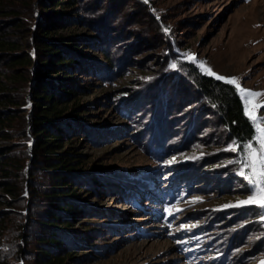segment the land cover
<instances>
[{"label": "rangeland", "instance_id": "obj_1", "mask_svg": "<svg viewBox=\"0 0 264 264\" xmlns=\"http://www.w3.org/2000/svg\"><path fill=\"white\" fill-rule=\"evenodd\" d=\"M66 1L0 0V111L15 117L0 143L21 158L25 189L45 191L49 181L32 163L38 136L26 118L39 112L33 95L41 83L75 95L61 97V126L71 133L63 143L82 161L71 173L79 204L73 219L58 225L62 247L55 252L73 248L66 264H262L264 208L229 206L251 194L236 161L254 137L230 139L189 74L211 69L214 78L235 77L264 93V0ZM71 35L79 39L67 40ZM42 44L79 49V60L48 75L51 57ZM16 70L22 77L12 83L3 72ZM9 91L25 102L11 105ZM156 130L170 141L161 159L148 151ZM6 195L0 183L1 259L29 264L37 244L27 230L37 229L52 203L28 196L17 204Z\"/></svg>", "mask_w": 264, "mask_h": 264}, {"label": "trees", "instance_id": "obj_2", "mask_svg": "<svg viewBox=\"0 0 264 264\" xmlns=\"http://www.w3.org/2000/svg\"><path fill=\"white\" fill-rule=\"evenodd\" d=\"M57 2L58 1H54L53 5L60 4ZM66 2L69 5H73L74 0H67ZM53 25L54 19H51L48 27H53ZM49 28L44 31V34L50 33ZM67 38V40L79 39V37H75V35L68 36ZM62 39L63 38H59V40ZM48 40V45H57L54 39ZM72 44H74V42H72ZM48 45H41V48L47 50L49 52L48 56L51 57V60L44 70L48 75L56 74L60 69L70 70L79 60V49H71V52L68 53L61 48L59 51H55V48ZM16 62L20 63L19 60L12 63L17 64ZM191 72L192 73L189 75L196 88V93L200 95L202 100L214 111L228 137L238 144L250 141L254 137L255 128L244 111L242 100L236 88L232 84L225 83L223 80H218L198 71L196 67H192ZM3 74L5 77L9 78L13 76L14 81L12 83H17L16 81L19 80V76L22 77V74H19L17 70L16 74L12 72L9 73V71H5ZM39 88L40 90H36L37 92L33 95L35 97L34 106L39 112L37 115H31L26 118V127L29 129L28 131L32 130L35 132V137L38 136V149H36L37 153L32 163L36 165L41 164L43 167H39L40 170L48 174L47 177H49V181L44 189L45 191H39L42 189L32 188V186L27 189L24 188L25 181L23 178H25V169L21 163V158L11 153L13 151L12 147L5 149L1 143L0 183L5 188L7 195L11 196V202L13 203L20 204L22 201L24 202L28 196L30 199L33 198L32 200L39 199L41 196L49 198L52 203L45 212L39 214V219L35 223L37 229L27 230V234H31L37 244L34 250V260L29 264H66L69 259L73 258V248L71 249L70 245L63 246L62 255H58L54 247H62L58 246L60 244L58 225L65 222V219H73L78 209L79 203L75 201L77 194L73 187V184H75L74 181L76 180L75 177L71 176V173L82 161L77 159L80 153L72 151L70 146H66L63 143L66 141L70 142L71 137L69 136L71 133L64 130L61 126L63 124L61 121L64 120L62 113L66 108L61 107L63 103L66 102L63 101L61 97H67V95H69L71 96L70 98L73 99L75 95L71 92L63 93V91L57 89V85L53 84L45 86L44 83H41ZM58 93L61 94V96ZM4 98L13 106H18V104L25 102L23 97L17 99V96L14 95L12 91L6 92ZM76 108L77 107L71 106L69 108V113L75 112ZM10 113L7 110L0 111V139L2 137H8L7 130L11 127L10 124L15 119V117L12 116L13 112L10 111ZM156 128H158V126H156ZM169 142L165 133L160 134L156 130L154 135H151L147 142V145L150 144L148 151L154 154L153 156L156 159H161L163 156H166L170 146L168 145ZM140 182L142 183L141 186H144V181L141 180ZM92 184L94 183L92 182ZM27 193H29L28 196ZM27 213L29 215L33 214H31L30 211H27ZM67 225L70 226L69 224ZM27 234L25 235L27 237H25V255L30 253L28 247H30L31 244ZM21 236L22 235H19V237ZM5 239L6 237L1 230L0 264H9L8 259H1L3 258L1 247ZM21 249L22 248L15 249L14 254H18L22 251ZM19 260V258H16L14 264L19 263Z\"/></svg>", "mask_w": 264, "mask_h": 264}, {"label": "snow or ice", "instance_id": "obj_3", "mask_svg": "<svg viewBox=\"0 0 264 264\" xmlns=\"http://www.w3.org/2000/svg\"><path fill=\"white\" fill-rule=\"evenodd\" d=\"M165 31L168 29L166 28ZM208 73L216 75L211 69H208ZM216 79L233 84L239 90L246 104V115L255 127L254 138L243 145L242 155L236 161L241 166L239 174L252 186L251 194L248 199L229 206L257 205L264 208V115H257V110L264 108V104L258 102L259 97L264 96V93L244 89L235 77L226 78L217 75ZM232 150H239V146L234 145Z\"/></svg>", "mask_w": 264, "mask_h": 264}]
</instances>
